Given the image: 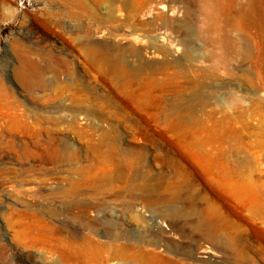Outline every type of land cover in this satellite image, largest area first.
<instances>
[{
    "label": "rangeland",
    "instance_id": "obj_1",
    "mask_svg": "<svg viewBox=\"0 0 264 264\" xmlns=\"http://www.w3.org/2000/svg\"><path fill=\"white\" fill-rule=\"evenodd\" d=\"M230 1L209 19L201 0H0V264L122 262L118 235L131 264H238L229 236L168 199L186 181L183 197L204 193L208 163L264 178V0ZM101 49L124 73L89 59ZM214 189L222 220L249 229L245 264H264V220ZM172 207L184 234L159 232Z\"/></svg>",
    "mask_w": 264,
    "mask_h": 264
},
{
    "label": "bare ground",
    "instance_id": "obj_2",
    "mask_svg": "<svg viewBox=\"0 0 264 264\" xmlns=\"http://www.w3.org/2000/svg\"><path fill=\"white\" fill-rule=\"evenodd\" d=\"M221 1L222 0H201L202 6H200V7L202 8V11L204 13H206V15L208 16L209 19H211L210 18L211 15H212V17L215 18L220 14V12L222 10L221 7H222L223 3ZM229 5H230L229 7H231V9L236 7L233 0L230 1ZM248 7H250V6H248ZM248 7L246 5L243 8V11L245 10V12H243V13H237V12L235 13L237 18L235 17L236 19L233 21V24H232V26L234 28H239L240 26H242L244 28H250ZM164 18H165V20H168V19H166L167 15H165ZM162 41H163V39L161 37H159V36L154 37L151 47L147 48L145 46L146 44L143 45L144 46L143 47L144 52L145 51L148 52L150 49H153V50L156 49V47H157L156 43H162ZM148 46H149V44H148ZM236 49H237V47H236ZM131 52L134 54L141 53V51L136 50V49H132ZM175 54H178L177 49L170 52V57L171 58L175 57ZM243 55H244L245 59H247V60L252 58L251 52L248 48L243 49ZM88 56H89V59L94 64H97L98 66L109 71L112 74H115V75L119 74L120 75V74L124 73V70L121 68V66L119 64V61H118L119 59H117V60L113 59L112 55L107 50H102V49L101 50H91L88 53ZM19 75H20V78L21 77L23 78L24 71L19 70ZM252 148H253V145L248 144V149H252ZM248 154L251 155L250 150L248 151ZM253 155H254V153H253ZM247 159H248V157H247ZM234 162L237 163L236 165H234V167L237 168V169H235V171H230L227 163L221 164L220 170H215L214 166L212 164L208 163L209 171H207V173H206L207 178L202 181V186H201L204 193L196 194V195L194 194L193 196H190V197H188V196L183 197L181 192L184 190V188H186V189L188 188L189 190H191L193 187V185L190 181H186L182 186L175 187L173 192L169 194L168 199L170 200V202H173V203L181 201L182 199H186L188 202H191L190 204H187L188 205V206H186L187 210L186 209L185 210L192 213V215H199L200 216L198 224L195 225V230H198L197 228H201V227L204 228L206 237L208 239L211 238L212 240L217 238L218 236H221V235L229 236L230 239L232 240V243H233L232 248L235 251L238 264H245V261H246L245 260L246 259L245 258L246 257L245 249H246V247L243 245V237L249 233V231H248L249 229L244 228L243 226H241L239 224H236V223H233L230 221L222 220V216L218 213L219 208L214 203L219 198V195L216 194V191L214 188L215 187L221 188V190L230 194V196H232L235 200L245 201L246 209L252 215V217H258V218H261L262 220H264V195L259 196L260 192L264 193V178L262 176H260V178H257V179L255 177H252V178L241 177V174H240L241 171H238V168L240 166H242L243 161L235 159ZM242 171H244V170H242ZM195 199L201 200L204 203V206L202 207L201 210L196 209L194 207V205L192 204V202H194ZM183 211L184 210H178L175 207H172L171 209H166V210L162 211L161 215L164 219L161 220L160 222H158L157 227L159 229V232H161L162 234H164L167 231L168 232H174V233L179 232V233L184 234V232L182 231L183 226L178 219L179 214ZM258 239L260 241L259 237H258ZM124 240H125V236H122V235H118V236L110 239V242L111 241L114 242V246H112V245L110 246L113 248V253L109 256L108 261H111V262L115 261V260L122 261V262H117V263L113 262V264H119V263L120 264H131V262L138 263L141 259L140 256L139 255L133 256L134 254H129L127 252V250H129V249L128 248L126 249V246L123 243ZM41 242H43V241H41ZM83 242H85V241H83ZM166 245H167L166 248L168 249L169 248L168 245H174V244H172L171 241H167ZM50 249L53 251H56L57 253H62L63 255L68 254L66 248L64 246H61V245H53L52 244L50 246ZM94 249L98 250L97 248H94ZM103 249H105V248H103ZM89 250H91V249H89ZM145 251H146V249H145ZM105 256H106V254H105ZM157 256L155 254L151 258L154 259L157 263H160L161 259L159 260V258ZM128 262H130V263H128ZM86 264H87V262H86Z\"/></svg>",
    "mask_w": 264,
    "mask_h": 264
}]
</instances>
